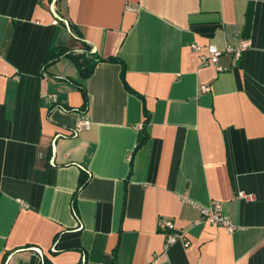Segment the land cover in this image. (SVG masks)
I'll list each match as a JSON object with an SVG mask.
<instances>
[{
  "label": "crops",
  "instance_id": "1",
  "mask_svg": "<svg viewBox=\"0 0 264 264\" xmlns=\"http://www.w3.org/2000/svg\"><path fill=\"white\" fill-rule=\"evenodd\" d=\"M84 44L118 61L49 60ZM152 263L264 264V0H0V264Z\"/></svg>",
  "mask_w": 264,
  "mask_h": 264
},
{
  "label": "built area",
  "instance_id": "2",
  "mask_svg": "<svg viewBox=\"0 0 264 264\" xmlns=\"http://www.w3.org/2000/svg\"><path fill=\"white\" fill-rule=\"evenodd\" d=\"M128 9H132L128 6ZM133 10V9H132ZM56 13V11H55ZM57 18L60 19L58 14ZM251 47V41L249 39H241L237 44H226L225 48L221 49L216 45H208L206 48L199 43H192L191 48L199 53L200 61L203 66L213 65L219 71H224L225 67L220 63V59L224 55L232 57L234 60H240L245 53ZM201 90H209V86H201ZM50 98L53 101H57L56 95L52 94ZM91 127L90 119L85 115L83 116L76 126L72 130V136H78L83 130ZM238 198L251 199V194L244 191H240L237 194ZM201 212V220L218 224L225 228L228 233H233L237 229V224L231 219L229 215L224 212V203L221 200H215L209 206H198ZM158 227L161 232L164 233L166 242L165 248H169L171 245L182 242L185 247L191 246V240L188 237L186 231H183L175 225V222L170 218H159ZM41 256H43L42 250L34 248ZM154 264V263H152Z\"/></svg>",
  "mask_w": 264,
  "mask_h": 264
},
{
  "label": "trees",
  "instance_id": "3",
  "mask_svg": "<svg viewBox=\"0 0 264 264\" xmlns=\"http://www.w3.org/2000/svg\"><path fill=\"white\" fill-rule=\"evenodd\" d=\"M84 53L82 54H74L73 52H68L67 49L60 48L52 50L49 55V60L54 61L58 58H60L63 55H67L70 58L74 60V62L78 65L81 76L84 79H87L90 77L96 67V65L101 61H118L117 58L110 57V58H103L99 55L98 52H93L92 46H89V44H84ZM121 62V61H120ZM125 75V68H123L122 76ZM81 89L83 91V95L85 96V99L87 100V94L83 86H81ZM147 122V121H146ZM86 183L85 179H81V186H83Z\"/></svg>",
  "mask_w": 264,
  "mask_h": 264
}]
</instances>
